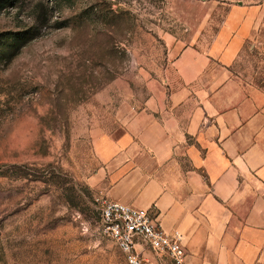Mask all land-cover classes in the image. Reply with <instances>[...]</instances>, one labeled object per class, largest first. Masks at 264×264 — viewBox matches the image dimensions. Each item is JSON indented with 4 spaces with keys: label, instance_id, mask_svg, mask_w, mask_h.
Masks as SVG:
<instances>
[{
    "label": "rangeland",
    "instance_id": "obj_1",
    "mask_svg": "<svg viewBox=\"0 0 264 264\" xmlns=\"http://www.w3.org/2000/svg\"><path fill=\"white\" fill-rule=\"evenodd\" d=\"M35 1L1 8L0 33L33 24ZM46 13L50 28L8 63L0 52V264H124L99 229L92 136L116 138L177 87L184 47L264 90V0H61ZM241 16L259 23L224 59ZM143 264L171 262L149 252Z\"/></svg>",
    "mask_w": 264,
    "mask_h": 264
},
{
    "label": "crops",
    "instance_id": "obj_2",
    "mask_svg": "<svg viewBox=\"0 0 264 264\" xmlns=\"http://www.w3.org/2000/svg\"><path fill=\"white\" fill-rule=\"evenodd\" d=\"M258 23L241 16L222 57ZM212 63L180 49L177 87L146 98L116 138L92 136L100 167L90 182L111 200L152 207L181 234L184 264H264V90Z\"/></svg>",
    "mask_w": 264,
    "mask_h": 264
},
{
    "label": "built area",
    "instance_id": "obj_3",
    "mask_svg": "<svg viewBox=\"0 0 264 264\" xmlns=\"http://www.w3.org/2000/svg\"><path fill=\"white\" fill-rule=\"evenodd\" d=\"M93 200L99 229L114 243L124 264H143L149 252L165 255L171 264H184L186 251L181 234L165 231L151 210L101 194Z\"/></svg>",
    "mask_w": 264,
    "mask_h": 264
},
{
    "label": "trees",
    "instance_id": "obj_4",
    "mask_svg": "<svg viewBox=\"0 0 264 264\" xmlns=\"http://www.w3.org/2000/svg\"><path fill=\"white\" fill-rule=\"evenodd\" d=\"M16 0H0V9L7 6H14ZM53 4L61 2V0H36L33 9L35 15L33 24L29 27L16 31H4L0 33V52L4 56V62L8 63L19 50L30 40L39 36L42 30L50 28L48 24L46 8L48 3ZM45 8V10L42 8ZM43 9V11L41 10Z\"/></svg>",
    "mask_w": 264,
    "mask_h": 264
}]
</instances>
